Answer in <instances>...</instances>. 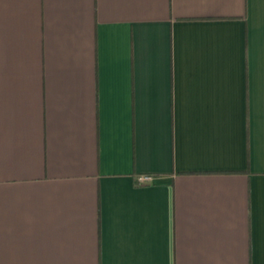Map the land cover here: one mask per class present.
<instances>
[{
	"label": "crops",
	"instance_id": "obj_1",
	"mask_svg": "<svg viewBox=\"0 0 264 264\" xmlns=\"http://www.w3.org/2000/svg\"><path fill=\"white\" fill-rule=\"evenodd\" d=\"M0 264H264V0H0Z\"/></svg>",
	"mask_w": 264,
	"mask_h": 264
},
{
	"label": "built area",
	"instance_id": "obj_2",
	"mask_svg": "<svg viewBox=\"0 0 264 264\" xmlns=\"http://www.w3.org/2000/svg\"><path fill=\"white\" fill-rule=\"evenodd\" d=\"M140 181L141 182H148V181H151V179H152V176L151 175H148V174H146V175H142V176H140Z\"/></svg>",
	"mask_w": 264,
	"mask_h": 264
}]
</instances>
